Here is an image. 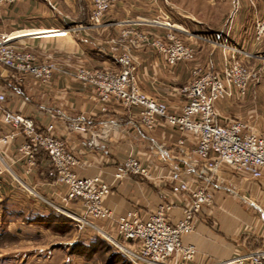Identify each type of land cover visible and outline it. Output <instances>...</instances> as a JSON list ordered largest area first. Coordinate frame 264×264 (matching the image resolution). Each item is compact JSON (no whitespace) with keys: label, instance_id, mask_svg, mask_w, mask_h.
<instances>
[{"label":"crops","instance_id":"obj_1","mask_svg":"<svg viewBox=\"0 0 264 264\" xmlns=\"http://www.w3.org/2000/svg\"><path fill=\"white\" fill-rule=\"evenodd\" d=\"M89 11V0H16L3 6L0 33L9 34L10 43L17 49L30 51L38 61L53 62L59 67L47 83H40L0 64V91L6 96L3 107L32 118L37 130L44 129L49 123L54 124L53 132L71 146L80 160L74 168L76 174L80 177L98 175L112 183L111 192L103 197V201L112 211L113 218L129 209H136L141 216H146L175 193L174 185L168 179L149 181L137 176L114 180L117 164L128 154H133L149 163L155 175L166 174L183 157L176 148V140L185 136L189 147L193 139L190 134L181 133L162 120L153 130H146L138 121L137 107L126 109L109 103L102 111L93 91L77 80L74 72L80 66L116 69L109 38L125 28L137 26L162 36L167 28L152 26L147 21H169L175 30L186 31L182 36L195 46V61L168 65L164 57L150 46L135 48L139 87L148 95L163 99L172 109L179 110L184 102L180 88L190 80L193 65L220 69L224 56L229 55L228 48L217 49L202 36L222 40L251 54L249 58L241 54L235 57L257 68L259 75L250 82L245 96L217 102L219 117L245 120L253 130L262 132L264 38L255 41L254 28L256 21L264 15V0H117L97 27L91 25ZM79 116L91 130H99L105 120L113 121L114 126L96 147L88 150L80 144L86 134L70 128ZM1 117L0 109V134H3L8 128L2 124ZM150 138L164 147L169 157H161L156 149L152 150ZM21 139L20 135L16 136L0 150L10 169V174L4 173L0 178V229L7 224L5 229L18 238L10 242L11 246L31 244L40 238L41 247H60L66 254V246L83 235L77 234L73 227L57 232L23 219L30 210L46 213L51 207L28 194L20 181L56 203L65 188L55 182L54 174H49L50 163L45 154L35 156L34 169L30 174L25 173L24 160L16 152ZM217 183L212 202L204 205L197 214L194 230L181 238L196 247L192 264H210L264 249V172L254 178L224 169L218 174ZM229 188L234 193L229 192ZM181 216V208L176 204L167 217L169 221H175ZM97 224L112 231L111 221H97ZM84 232L86 237L89 232ZM50 251L47 249V252L35 256L27 253L21 263L34 261L39 256L50 262L53 259ZM0 257V261L4 258L10 264L19 262L17 249ZM69 259L76 264H96L77 256Z\"/></svg>","mask_w":264,"mask_h":264},{"label":"built area","instance_id":"obj_2","mask_svg":"<svg viewBox=\"0 0 264 264\" xmlns=\"http://www.w3.org/2000/svg\"><path fill=\"white\" fill-rule=\"evenodd\" d=\"M16 0H0V13L4 5ZM117 0H89V20L92 26H100L107 10ZM152 26L167 28L161 36L147 31L125 28L117 39L110 38V52L117 64L113 70L80 66L74 77L90 87L105 111L109 103L123 108H138V121L146 130H153L160 120L173 126L181 133L190 134L193 143L188 147L187 138L179 137L176 148L183 157L176 161L166 174H154L149 163L133 154H128L119 162L113 179L137 176L153 181L168 179L174 185V192L155 210L141 216L136 209L113 218L112 211L105 206L103 197L111 192L112 183L98 175L80 177L74 168L80 164L71 146L56 135L54 124L49 123L37 130L32 118L3 107L5 93L0 91L1 121L8 131L0 134V150L20 135L22 139L16 147L25 163V173L30 174L35 167V156L40 149L47 153L49 163L55 172V182L63 185L64 193L58 203L42 196L33 186L25 190L39 201L72 220L76 233L84 231L102 235L111 245L120 250L132 264H192L196 247L182 241V236L192 232L197 214L204 205L213 200L214 189L218 186V174L228 169L236 174H247L254 178L264 172V131L256 132L245 120L221 119L217 102L247 93L248 83L257 75L247 64L236 59V54L249 58L251 54L223 42L229 49L220 69L193 65L190 80L180 88L184 102L179 110L172 109L163 99L145 93L138 85L136 68L138 62L133 50L142 45L150 46L160 53L168 65L179 62L193 63L196 48L182 37L185 30H175L169 21L151 19ZM61 33V32H58ZM11 36L0 33V64L19 75H27L40 83H47L59 67L53 62L38 61L27 50L17 49L10 43ZM208 39V37L202 36ZM264 38V15L254 28V40ZM114 126V122H101L99 130H91L82 117H76L71 130L85 133L80 140L83 148L91 150ZM151 149H156L161 157H169V152L150 138ZM10 174L0 151V178ZM229 192L234 193L232 188ZM179 205L182 216L169 221L168 213L174 205ZM74 205V208L71 207ZM97 221H111L109 232ZM210 264H264V249H255L237 255L229 260Z\"/></svg>","mask_w":264,"mask_h":264},{"label":"trees","instance_id":"obj_3","mask_svg":"<svg viewBox=\"0 0 264 264\" xmlns=\"http://www.w3.org/2000/svg\"><path fill=\"white\" fill-rule=\"evenodd\" d=\"M42 154L47 156V153L43 149H40L36 156H40ZM48 170L51 176L52 174L55 175L54 168L51 164L48 166ZM23 219L26 222L34 223L57 232H65L70 230L72 227V220L69 217L52 208L46 213H40L37 211L33 212L30 210L23 216ZM5 233L9 234L10 238L13 237V235L9 232L6 231ZM1 236H3L2 232H0V238ZM13 240L16 241L15 239ZM13 240L11 239L10 242ZM66 256V264H68L67 262H69L68 260H70L69 258L72 256L81 257L84 261L93 260L96 264H132L120 250L105 242L94 233H90L86 237H80L74 242L68 244L66 246ZM2 261L7 260L3 258ZM2 261H0V264Z\"/></svg>","mask_w":264,"mask_h":264},{"label":"rangeland","instance_id":"obj_4","mask_svg":"<svg viewBox=\"0 0 264 264\" xmlns=\"http://www.w3.org/2000/svg\"><path fill=\"white\" fill-rule=\"evenodd\" d=\"M205 27H208L207 26V24H205ZM130 29H135V30H143V29H141L139 26H137V27H135V28H130ZM143 31H147V30H143ZM147 32H149V31H147ZM119 34L120 33H118L117 34V36H113L115 39H117L118 37H119ZM183 37V36H182ZM207 37V36H206ZM109 40H110V38L108 39V43H109ZM185 40V39H184ZM208 42H211V43H214L215 44V48H221L223 45V42H222V40H219V39H215V38H208V40H207ZM133 55H134V53H133ZM248 65V64H247ZM249 66V65H248ZM250 67V66H249ZM221 68V67H220ZM252 70H255L256 72H257V75L254 77V78H252V80H250V82L251 81H253V80H256V79H258V75H259V71H258V69L257 68H252V67H250ZM250 82L248 83V87H249V84H250ZM248 87H247V90H248ZM247 94V93H246ZM227 100H230V99H224V100H220V101H218V102H224V101H227ZM41 204H46V203H44V202H42L41 201ZM6 225V226H5ZM3 227H2V229H0V232H2V235L3 236H1V238H0V256H3V255H8V254H10V253H12V252H14V250L15 249H17L18 250V252H19V257H18V263L19 264H23V263H21V260L22 259H24L25 258V255L27 254V253H33V255L35 256L36 255V253H38V254H40V253H45V252H47V249H49V250H51L50 251V254H51V256L53 257V259H54V261H53V259L50 261V262H48V261H43V259L41 260L40 259V256L36 259L35 258V260L34 261H31V262H28V263H26V264H66V260H67V256H66V254H64L63 252H62V249L60 248V247H41V239L39 238V239H37L36 241H32V243L31 244H29V243H27V244H25V243H22V244H16L15 246H11V245H9L10 244V240L12 239H15V240H17L18 238L16 237H11L10 238V236H9V234H7V233H5L7 230L5 229L6 227H7V224H5ZM8 232V231H7ZM89 232V233H88ZM87 233L88 234H90V233H94V234H97L96 232H90V231H88ZM80 236L81 235H83V236H85L86 235V232H82L81 234L80 233H78ZM100 238H102L105 242H107V243H109L102 235H100V234H97ZM14 241V240H13ZM25 241V240H24ZM110 244V243H109ZM32 245V246H31ZM33 245H36V246H34L33 247ZM31 246V247H30ZM35 247H37V248H35ZM29 248H33V249H31V250H28ZM35 251V252H34ZM50 256V257H51ZM8 257V256H7ZM9 257H11V256H9ZM8 257V258H9ZM49 257V258H50ZM1 258V257H0ZM49 258H47V259H49ZM9 259H11V258H9ZM69 262H67L68 264L70 263V264H76V262H74V261H71V259L70 260H68ZM17 263V264H18ZM1 264H10L9 263V261H5V262H1Z\"/></svg>","mask_w":264,"mask_h":264},{"label":"bare ground","instance_id":"obj_5","mask_svg":"<svg viewBox=\"0 0 264 264\" xmlns=\"http://www.w3.org/2000/svg\"><path fill=\"white\" fill-rule=\"evenodd\" d=\"M57 34V33H56Z\"/></svg>","mask_w":264,"mask_h":264}]
</instances>
